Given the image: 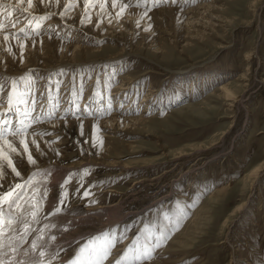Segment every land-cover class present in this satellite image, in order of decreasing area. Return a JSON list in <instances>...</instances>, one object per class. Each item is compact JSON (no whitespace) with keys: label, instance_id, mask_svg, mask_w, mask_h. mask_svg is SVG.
<instances>
[{"label":"rangeland","instance_id":"1","mask_svg":"<svg viewBox=\"0 0 264 264\" xmlns=\"http://www.w3.org/2000/svg\"><path fill=\"white\" fill-rule=\"evenodd\" d=\"M4 2L0 19L8 24L3 5L17 0ZM73 2L66 11L68 0H34L31 14L7 8L19 18V41L0 38L4 116L15 124V109L20 119L30 109L28 132L59 121L56 129L38 130V148L28 145L35 165L14 140L20 177L0 162V191L31 173L32 185L49 190L38 222L27 215L29 204L15 210L32 229L17 256L39 259L31 251L35 240L45 264H66L95 238L93 247L108 249L100 264L121 257L123 264H264V168L253 186L250 175L264 166V0H167L156 7L131 0L119 18L112 0H90L95 6L84 22L85 0ZM49 12L34 32L33 16ZM13 80L14 101L28 103L10 108ZM52 165L67 171L57 181ZM47 177L54 183H44ZM112 205L119 219L99 228V208ZM54 206L61 211L49 215ZM89 207L101 213L99 221L82 225L76 232L83 236L72 243L50 248L70 237L66 213L83 217ZM145 251L150 259H135Z\"/></svg>","mask_w":264,"mask_h":264},{"label":"snow or ice","instance_id":"2","mask_svg":"<svg viewBox=\"0 0 264 264\" xmlns=\"http://www.w3.org/2000/svg\"><path fill=\"white\" fill-rule=\"evenodd\" d=\"M167 0H138L137 6L144 7L148 4L151 7H156L161 3H166ZM176 0H172V3H175ZM34 0H27V7H22V0H17L15 5H3L4 8V16L9 19V23L6 24L3 19H0V33L3 34V41L5 44H8L10 39L19 41V36L17 31L12 30L16 28V24L19 23V18H13V13L11 11H7V8H12L13 10H20L22 13H29V10L32 8ZM39 3H45V0H39ZM73 0H68V3L64 5L65 11L74 7ZM95 6L90 0H85L84 3V14L81 17V22H84L86 19H90L88 9L90 7ZM120 7V12L117 13V18L123 14L124 10L131 6V0L129 3H121L118 5V0H112V7ZM101 10L105 8V4H100ZM65 11L60 13L61 16L65 15ZM54 15V13H45L41 16H33V19L37 21L36 26L33 28V31H37L39 29V22L47 19L49 16ZM143 16L147 15V11L143 12ZM29 24L32 23V20L28 21ZM139 22L137 21V24ZM151 27V25H149ZM19 32H25V28L21 27L18 30ZM26 34V33H25ZM21 53L23 52V42H20ZM6 51L9 53L12 52V48L9 45L6 48ZM21 55V59H22ZM3 88V85H0V89ZM16 91V81H12V91L8 93V105L10 108L15 106V103H24L28 102L22 99L20 96H17L16 100L13 99V94ZM33 103L35 101L33 100ZM16 112V123L13 124V120L7 115L4 116L3 119H0V162H6L7 168L11 169V172L16 176L20 177V172L16 169L12 159V153L17 152V148L14 146V140L20 137L23 133L28 132L29 116L31 115V111L26 110L23 113L24 119H20V110L18 108L15 109ZM53 113L48 112L46 115L51 116ZM40 119L37 116L34 120L30 121V123H35L36 120ZM98 131V127L94 125V139H96L95 133ZM11 136L13 139L10 140L8 137ZM32 144H36L35 140L31 141ZM102 143V141H101ZM19 144L23 145L24 152H28V144L24 139L19 140ZM39 146L37 145V148ZM27 161L29 164L35 165L36 160L29 153L27 155ZM36 174L31 173L27 179L22 180V182H17L14 184H10L8 186L7 191H0V264H45V252L42 250L43 246H38L36 241H32L31 251L33 253H38L39 259L33 260L31 257L28 260L20 259L17 256V252L20 251V244L23 242V239L27 234L32 230L31 223L28 219L24 218L23 212H16L15 210L22 209L24 204L30 205V210L27 211V215L31 217L32 222H38L39 214L43 213L44 208V200L48 197V188L45 185L43 191L39 187L32 185L33 178ZM67 180H65V184ZM31 187V192L29 194L28 188ZM63 188V185H61ZM88 195L87 191L84 193ZM67 196L66 191L61 192L60 203L64 202V198ZM23 202V203H22ZM61 208L59 206H54L53 211L49 212V215L54 213H59ZM16 225H20L18 229ZM55 226V225H53ZM39 239V238H38ZM55 239V237H52ZM95 240V238H94ZM94 240L89 241L88 244L81 247L76 254V257L72 260L66 262V264H100V259L107 255L108 249L107 247L96 248L93 247ZM127 253H125L126 255ZM24 256H29V252L27 250L23 251ZM52 259H57L56 255H53ZM136 260L140 259H150V253L145 251L141 254H138L135 257ZM115 264H123V257L118 259Z\"/></svg>","mask_w":264,"mask_h":264},{"label":"bare ground","instance_id":"3","mask_svg":"<svg viewBox=\"0 0 264 264\" xmlns=\"http://www.w3.org/2000/svg\"><path fill=\"white\" fill-rule=\"evenodd\" d=\"M4 1H6V0H0V3H6V2H4ZM256 15H258V10H256ZM14 30V29H13ZM0 38L1 39H3V36H1L0 35ZM221 87V86H220ZM219 87V88H220ZM0 108H2V107H0ZM7 108L8 107H3V110L2 109H0L1 111H0V118L1 117H4V114H5V112H6V110H7ZM130 118V117H129ZM127 120H129V121H132V122H135V121H137V119H135V118H132V120H130V119H124V123L123 124H126V123H128L129 121H127ZM117 121H120L118 118H117ZM58 120H54V121H49V122H46V123H44V124H42V125H39L38 126V128H36L34 131H29L28 133H23L20 137H18V138H16V141H18L19 142V140L20 139H24L25 140V142L29 145V144H32L31 143V141L32 140H35L36 141V144H34V145H37L38 143H40V141H41V139H40V137H38L37 136V134L36 133H38V130H40V129H48V130H51V129H54L55 127H56V124H58ZM122 123V122H121ZM129 125V124H128ZM32 128H35V127H32ZM56 129V128H55ZM37 131V132H36ZM54 136H56V134H53L50 138H53ZM10 140H12L13 138L11 137V136H9L8 137ZM43 140V139H42ZM45 143V142H44ZM46 144H49V143H46ZM15 146V145H14ZM31 146V145H30ZM28 154V153H27ZM45 168H46V166L44 167V174L46 175V176H49V175H47V173L45 172ZM47 168H48V170L53 174V176H54V174L56 175L55 177H53V179H54V181H57L58 179H61V177L64 175V172L66 171H63V169L62 168H60L59 167V169H58V167H55V166H47ZM263 168H264V166H262V167H260L259 165L258 166H256V167H254L253 169H252V171L250 172V175H252V184H251V186H253V184L256 182V179H257V176L261 173V171L263 170ZM66 169V168H65ZM68 169V168H67ZM47 170V169H46ZM67 172V171H66ZM51 174V175H52ZM44 176V175H43ZM42 180V179H41ZM40 180V181H41ZM49 180H50V183H54L53 182V180L52 179H48V177H47V179L46 180H44L45 182L44 183H49ZM52 180V181H51ZM49 201V200H48ZM52 200H50L49 202H51ZM244 203H245V201L243 202V203H241V204H239L237 207H236V209L237 210H240L241 209V207L244 205ZM44 204H45V202H44ZM47 206V205H46ZM49 207V206H48ZM100 209V211H103V212H105V214H103V216H105V220H104V222H102V223H104V225H98V226H100L99 228H104V226H106V225H109V224H113V223H115V222H117V220L119 219L118 217H117V208H116V206H109V207H101V208H99ZM92 209L89 207V208H85L84 209V212H83V214H84V216L82 217V214H76V213H74V214H71V212H69L68 214L66 213V215L67 216H71V218H72V221H71V223L70 224H72L71 225V227L72 226H74L73 227V229L71 230V231H69V232H67L66 233V235H69L70 237H68L67 236V238L64 236V238H62V239H60V240H62V241H57L56 240V242L58 243V244H56V242H54L55 244H53L52 243V247H50V248H53V249H58L59 247H63V245H66V244H70V243H72L74 240H76L78 237H80L82 234H79V232H76V230H78L82 225H85V224H87V225H90L92 222H94L95 221V219L97 220V221H99V217L100 216H102L101 215V213L100 214H97V213H95V214H92V211H91ZM78 213V212H77ZM82 213V212H81ZM73 215H75V216H73ZM106 215H107V217H109V219L106 217ZM57 216V215H56ZM62 217V216H61ZM121 218V217H120ZM58 219H60V217L58 218ZM66 221V220H68V221H70L71 219H68L67 217L66 218H62L61 220L64 222V220ZM53 220V219H52ZM60 220V221H61ZM101 220V219H100ZM48 221V220H47ZM58 221V220H57ZM56 221V222H57ZM49 222H50V219H49ZM55 222V221H54ZM96 223V222H95ZM69 224V223H68ZM69 224V225H70ZM93 224V223H92ZM60 225H61V223H60ZM78 226V227H77ZM102 226V227H101ZM94 227V226H93ZM46 228V227H45ZM89 229V228H88ZM62 230V229H61ZM75 231V233H74V235L72 236V234H73V232ZM63 232V231H62ZM89 233H93V231H90V230H88V232L87 233H85V231H84V235H86V234H89ZM60 235V234H59ZM83 236V235H82ZM55 238H57V237H55ZM49 239V238H48ZM59 239V238H58ZM233 248V247H232ZM50 250V249H49ZM57 251V250H56ZM48 252V251H47ZM52 252V251H51ZM51 252H49V253H51ZM232 252V251H231ZM235 252H236V250L235 249H233V252H232V254H233V258H234V255H235ZM54 253H55V251H54ZM52 254V253H51ZM55 255V254H54ZM46 256V255H45ZM63 258V257H62ZM233 258H232V260H233ZM61 259V258H60ZM111 257L108 259V262H110L111 261ZM107 264V263H106Z\"/></svg>","mask_w":264,"mask_h":264}]
</instances>
